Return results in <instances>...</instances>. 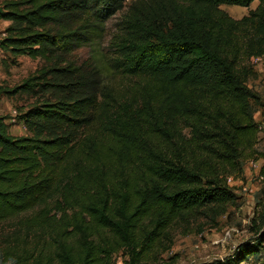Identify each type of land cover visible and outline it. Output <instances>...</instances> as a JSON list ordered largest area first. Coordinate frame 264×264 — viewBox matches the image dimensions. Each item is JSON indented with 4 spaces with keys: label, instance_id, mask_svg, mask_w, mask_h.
Listing matches in <instances>:
<instances>
[{
    "label": "trees",
    "instance_id": "trees-1",
    "mask_svg": "<svg viewBox=\"0 0 264 264\" xmlns=\"http://www.w3.org/2000/svg\"><path fill=\"white\" fill-rule=\"evenodd\" d=\"M254 1L239 19L220 8ZM123 2H0V20L11 22L0 48L48 63L0 93H61L19 112L28 127L37 121L34 134H9L0 116L3 261H156L172 246L174 231L200 233L236 203L227 177L242 175V160L263 158L264 177L249 103L258 95L246 83L251 68L241 62L264 53V0H159L167 22L133 14L113 42L108 67L125 87L99 93L66 57L99 45L106 20ZM251 223L254 240L202 264H239L260 253L264 202Z\"/></svg>",
    "mask_w": 264,
    "mask_h": 264
},
{
    "label": "rangeland",
    "instance_id": "rangeland-1",
    "mask_svg": "<svg viewBox=\"0 0 264 264\" xmlns=\"http://www.w3.org/2000/svg\"><path fill=\"white\" fill-rule=\"evenodd\" d=\"M123 3V7L106 20V32L99 45L77 49L66 57L76 65H80L86 75L95 80L94 87L99 93L104 87L124 89L127 82L108 69L109 59L116 54L113 42L127 32L125 19H129L134 14L142 18L153 17L167 22L170 15L169 12H164L165 9L159 4V0H124ZM256 5L257 1H254L248 7L222 4L220 8L231 17L239 19ZM9 25L11 22L0 20V37L5 35V29ZM241 62L251 68L246 83L258 95L256 101L250 100L249 103L254 119L259 125L255 149L259 152L258 155L262 156L264 155V66L254 64L249 59ZM47 65L48 63L41 58L32 59L27 55H16L0 48V87L13 88ZM96 67L104 70L102 75H98ZM60 96L61 93L57 91L39 88L11 95L0 93V116L5 119L9 134L21 136L36 133L37 121L33 120L28 127L19 118V112L25 111L37 100H54ZM250 159L252 157L241 161L242 175L231 182V187L239 198L235 204L228 207L226 214L219 216L215 224L202 225L200 233L191 232L183 235L180 234V229H177L174 231L172 246L161 253L156 261L144 264H202L216 259L223 260L233 253L238 244L254 240L256 234L252 230L251 220L264 202V180L257 178L260 169L252 167L249 163ZM259 159L262 162L263 158ZM9 223H5L4 226ZM115 258L118 263H123L124 258L121 253ZM263 261L264 246L260 253L247 256L239 264H260ZM231 264L236 263L233 261Z\"/></svg>",
    "mask_w": 264,
    "mask_h": 264
},
{
    "label": "built area",
    "instance_id": "built-area-1",
    "mask_svg": "<svg viewBox=\"0 0 264 264\" xmlns=\"http://www.w3.org/2000/svg\"><path fill=\"white\" fill-rule=\"evenodd\" d=\"M250 60L254 63V64H258V65H262V66H264V53L263 54H261V55H256V56H252L251 58H250ZM249 163H250V165L252 166V167H254V168H259L260 169V166L262 165V163H263V160H262V162L260 161V159H250L249 160ZM257 178L259 179V180H264V177H263V175L262 174H260V171H258L257 172ZM234 177L233 176H228L227 177V183L231 186V182H233L234 181Z\"/></svg>",
    "mask_w": 264,
    "mask_h": 264
},
{
    "label": "crops",
    "instance_id": "crops-1",
    "mask_svg": "<svg viewBox=\"0 0 264 264\" xmlns=\"http://www.w3.org/2000/svg\"><path fill=\"white\" fill-rule=\"evenodd\" d=\"M0 264H12V260L3 261L0 257Z\"/></svg>",
    "mask_w": 264,
    "mask_h": 264
}]
</instances>
